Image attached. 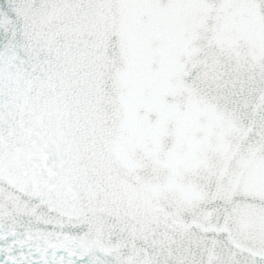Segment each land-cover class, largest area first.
<instances>
[{
  "label": "snow or ice",
  "instance_id": "snow-or-ice-1",
  "mask_svg": "<svg viewBox=\"0 0 264 264\" xmlns=\"http://www.w3.org/2000/svg\"><path fill=\"white\" fill-rule=\"evenodd\" d=\"M0 264H264V0H0Z\"/></svg>",
  "mask_w": 264,
  "mask_h": 264
}]
</instances>
